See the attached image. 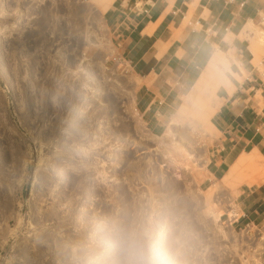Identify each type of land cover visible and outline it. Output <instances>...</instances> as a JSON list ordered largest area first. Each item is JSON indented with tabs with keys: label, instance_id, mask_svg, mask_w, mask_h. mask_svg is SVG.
Returning <instances> with one entry per match:
<instances>
[{
	"label": "rangeland",
	"instance_id": "rangeland-1",
	"mask_svg": "<svg viewBox=\"0 0 264 264\" xmlns=\"http://www.w3.org/2000/svg\"><path fill=\"white\" fill-rule=\"evenodd\" d=\"M110 3L0 0V264H79L103 251L105 220L155 223L181 264H264V230L230 222L238 193L264 181V157L204 181L215 63L150 134Z\"/></svg>",
	"mask_w": 264,
	"mask_h": 264
},
{
	"label": "crops",
	"instance_id": "crops-1",
	"mask_svg": "<svg viewBox=\"0 0 264 264\" xmlns=\"http://www.w3.org/2000/svg\"><path fill=\"white\" fill-rule=\"evenodd\" d=\"M104 19L136 80L139 116L154 136L215 63L216 140L204 181L223 179L240 158L264 157V36L256 39L264 35V0H113ZM231 213L234 228L264 230V181L241 190Z\"/></svg>",
	"mask_w": 264,
	"mask_h": 264
},
{
	"label": "clouds",
	"instance_id": "clouds-1",
	"mask_svg": "<svg viewBox=\"0 0 264 264\" xmlns=\"http://www.w3.org/2000/svg\"><path fill=\"white\" fill-rule=\"evenodd\" d=\"M98 229L103 251L78 258L79 264H181L164 230L151 221L125 227L105 220Z\"/></svg>",
	"mask_w": 264,
	"mask_h": 264
},
{
	"label": "bare ground",
	"instance_id": "bare-ground-1",
	"mask_svg": "<svg viewBox=\"0 0 264 264\" xmlns=\"http://www.w3.org/2000/svg\"><path fill=\"white\" fill-rule=\"evenodd\" d=\"M113 0H95V3H97V4H101V3H103V2H105V3H110V2H112ZM41 34V33H40ZM44 34L42 33V36H43ZM263 36L264 35H262V34H259V33H257V40L258 41H262L263 40ZM255 37V36H254ZM39 38H41V37H39ZM43 38L44 37H42L41 39V41H42V43H43V41H45V40H43ZM256 39H252L251 40V42H252V44H253V48H252V50H253V52L256 54L257 52H256V50H257V46H256V42H258V41H256ZM39 41H40V39H39ZM42 43H40V44H42ZM44 44V43H43ZM251 44V43H250ZM41 46H43V45H41ZM252 47V46H251ZM259 53V52H258ZM257 55V54H256ZM255 55V56H256ZM211 63H212V61H211ZM211 63L209 64V66L204 70V72L199 76V78L197 79V81H196V83L194 84V89H196V90H200V88L206 83V81H207V79H208V76H209V73H210V69H211ZM194 92H195V90H193ZM181 110H183V107L181 106V108H180Z\"/></svg>",
	"mask_w": 264,
	"mask_h": 264
}]
</instances>
